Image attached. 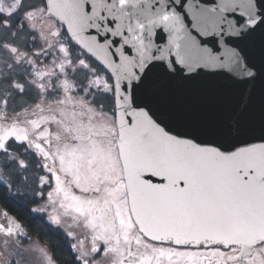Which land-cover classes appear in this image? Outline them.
Segmentation results:
<instances>
[{
    "label": "snow or ice",
    "instance_id": "obj_1",
    "mask_svg": "<svg viewBox=\"0 0 264 264\" xmlns=\"http://www.w3.org/2000/svg\"><path fill=\"white\" fill-rule=\"evenodd\" d=\"M23 3L27 23L22 22L23 17L17 18L15 25L10 23L15 12L20 11L14 5L12 11H0V27L10 30L18 25L20 40L27 41L31 48L29 55L16 46L0 43V48L12 56L10 61L0 60V79L11 85V90L0 88V108L7 109L12 90L25 94L24 83L16 79L21 74L29 88L36 90L39 100L38 112L18 123L33 125L40 131L32 139L26 130L23 137L9 139L5 132L17 122L0 126V186L13 196L23 194L20 185L29 183L31 162L17 153L20 149L30 152L35 161L31 166L41 170L36 176L38 190L32 196L37 204L31 210L64 230L71 242L73 264H264V136L243 139L254 115L251 104H233L227 99L194 105L176 99L173 83L177 74L190 80L201 72L227 71L233 79L255 86L259 73L254 66L241 63L239 49L231 43H220L217 52L202 41L215 37L223 42L264 30V0H218L215 5H205L201 0ZM48 16H57L63 31L48 25ZM160 33L163 40L159 39ZM10 35L16 37L17 33ZM65 37L70 43L65 42ZM85 41L103 52L104 58L86 49ZM73 45L81 49L75 60ZM85 56L95 60L104 74H99ZM34 57L41 59L36 61ZM158 68L162 69L161 75L154 74ZM78 74L85 78L80 80ZM137 87H143L172 120L191 131L173 130L152 107L137 103ZM84 98L99 110L105 109V101L110 102L109 114L117 120L123 118L130 136L154 155L185 159L215 156L214 168L227 177L225 187L217 185L210 174L192 167L142 173L143 181L150 186L146 196L154 211L227 217L243 204L251 211L243 213L236 228L223 222L218 237L154 231L151 211L147 209V220L138 218L135 223L131 213L121 212L117 231L99 223L107 201L102 199L105 190L94 187L89 189L93 195L86 198L83 206L72 209L73 220L82 221L84 231L74 232L71 225L63 227L61 217L49 209V204L54 203L50 183L54 174L47 162L52 153L46 146H53L55 140L57 155L66 152L69 159L83 150L81 141L91 137L78 136L55 112L65 104L73 108L79 105L83 113L81 125L91 127L95 118L91 107H84ZM46 99L47 105L42 103ZM53 124L57 127L53 128ZM36 149L44 150V155ZM138 225L139 231L134 232ZM32 253L42 257V264H56L54 256L33 238L25 223L0 204V264H23Z\"/></svg>",
    "mask_w": 264,
    "mask_h": 264
},
{
    "label": "flooded vegetation",
    "instance_id": "obj_2",
    "mask_svg": "<svg viewBox=\"0 0 264 264\" xmlns=\"http://www.w3.org/2000/svg\"><path fill=\"white\" fill-rule=\"evenodd\" d=\"M17 4V9L20 11L15 12L14 16L10 18V23L15 25L17 18L23 17L22 22L27 23L26 12L24 10L23 0H13ZM38 0H29V3H37ZM7 9L5 0H0V11ZM39 14V13H38ZM47 24L50 26L60 27L63 31V26L60 24L57 16H48ZM49 30H51L49 28ZM10 32H16L17 36L13 37ZM27 33V28L24 29ZM20 27L17 25L11 27L10 30H6L0 27V43H8L12 46L18 47V51H26L31 55V48L27 41H22L19 38ZM65 42L70 43L67 37L64 38ZM84 47L91 51L88 47L87 41L83 42ZM38 46V44H37ZM55 48V45H53ZM73 59L76 55L80 54L81 49L72 46ZM88 62L96 67L99 74H104V69L96 64L95 60L85 56ZM12 56L9 52L0 48V60L10 61ZM41 57H34V60L39 61ZM40 69L37 68V71ZM44 70H48L45 67ZM27 70L25 69V72ZM79 79L83 80L85 77L83 74H78ZM17 82L24 83L25 94L19 95L16 91L12 90L9 105L7 109L0 108V126L7 127L12 125L13 122H17L16 126L5 132L7 138H11L15 135H21L23 137V130L27 131L29 139L34 138L40 131L33 125L19 124L18 122L25 117L31 118V114L38 112L36 103L39 100V95L35 89H30L27 82L21 79V74H18ZM7 87L11 90V85H5L4 81L0 79V88ZM59 97H57L58 99ZM76 99L80 97L77 95ZM84 107H91L94 115V123L91 127L81 125L83 119V113L79 105L75 108L73 106L65 104L63 108H60L55 112V115L59 117V120L64 125H71L72 129L76 131L78 136L91 137V139L82 140V151L77 153L71 159H69L68 153H62L57 155V149L54 145L57 143L53 140V146H46L48 152L52 153L47 159L49 167L52 169L54 179L50 181L52 184L53 200L54 203L49 204L50 210H55V213L61 217L63 227L71 225L70 230L78 233L84 231L82 227V221L73 220L72 209L77 205L83 206L86 198L93 194L89 189L94 187H100L104 189L102 199H105V203L102 208L103 212L100 217L99 223L103 227L107 225L109 229L119 230L120 214L123 212L125 215L131 213L129 206V198L127 193V182L125 180V172L123 165V158L120 151L119 138L122 133V127L119 125V120L116 117L109 114L107 109L112 106L110 102L105 101V109H96L95 104L88 102L87 98H84ZM47 105L48 100L43 101ZM40 123H44L40 121ZM53 128L57 127L56 124L52 125ZM14 149L16 148L13 145ZM41 155H44V150L36 149ZM24 156L30 163L29 168V183L27 185H20L22 190L21 196H13L7 192L2 186H0V204H3L10 212L14 213L19 219H21L27 228L32 233L34 239L40 241L41 245L46 246L48 251L52 254L49 247V243L60 235L65 242L66 247L70 250V240L66 236L64 230L49 222L48 218L40 213H35L31 209L37 204V201L32 199V196L38 190L36 188V176L41 174L40 169L32 167L35 161L32 160L30 152H25L23 149L17 153ZM63 157V158H62ZM43 162V161H41ZM47 203V202H46ZM64 204L65 207H60ZM67 213V215H65ZM94 215H96L94 213ZM132 216V214H131ZM132 222H134L132 218ZM139 231L138 227L134 229V232ZM71 251V250H70ZM27 259V258H26Z\"/></svg>",
    "mask_w": 264,
    "mask_h": 264
},
{
    "label": "water",
    "instance_id": "obj_3",
    "mask_svg": "<svg viewBox=\"0 0 264 264\" xmlns=\"http://www.w3.org/2000/svg\"><path fill=\"white\" fill-rule=\"evenodd\" d=\"M218 0H201L205 5H215ZM182 10V9H180ZM238 19H243L238 17ZM159 39L163 40V34H159ZM88 47L94 55L104 58V53L92 46L89 42ZM202 43L209 44L214 51H220V43H231L240 50L243 60L256 68L259 76L256 85L246 83L232 78L229 72H201L199 75L188 80L177 74L173 83L176 85V99L194 105H210L218 101L229 100L235 104L239 101L251 104L253 118L250 123L249 131L243 137L245 140H254L264 136V30H257L243 36L229 37L226 41L218 42L215 37H210ZM154 74L161 75L162 69H155ZM137 103L146 104L158 113L161 120H164L170 128L184 133L191 129L178 124L172 120L167 111L161 106L159 101L145 91L143 87L135 89ZM124 124L119 138L120 151L123 158L125 180L127 182V193L129 206L134 222L139 218L141 221L147 220L148 212L151 211V223L154 231H175L181 236H219L221 234L220 225L228 221L233 228H236L240 217L246 211H251L247 204H243L237 212L230 213L227 217L215 214H197L192 211L183 213H160L153 210L150 199L146 196L150 188L143 179L142 173L154 172L161 168L180 169L192 167L211 175L217 185L225 187L227 177L215 165V156H199L190 159L180 158L174 155L157 156L150 153L146 148L136 142L126 128L123 118L119 120V125ZM254 214V213H253ZM139 229V225L137 226ZM151 234V233H150Z\"/></svg>",
    "mask_w": 264,
    "mask_h": 264
},
{
    "label": "trees",
    "instance_id": "obj_4",
    "mask_svg": "<svg viewBox=\"0 0 264 264\" xmlns=\"http://www.w3.org/2000/svg\"><path fill=\"white\" fill-rule=\"evenodd\" d=\"M49 247L56 260V264H73L74 257L71 251L66 247L60 235H57L56 238L49 243Z\"/></svg>",
    "mask_w": 264,
    "mask_h": 264
},
{
    "label": "rangeland",
    "instance_id": "obj_5",
    "mask_svg": "<svg viewBox=\"0 0 264 264\" xmlns=\"http://www.w3.org/2000/svg\"><path fill=\"white\" fill-rule=\"evenodd\" d=\"M5 5L7 7L6 10L8 11L13 10V5L15 9H17V4L13 0H5ZM23 264H42V257H40L38 253H32L27 257Z\"/></svg>",
    "mask_w": 264,
    "mask_h": 264
}]
</instances>
